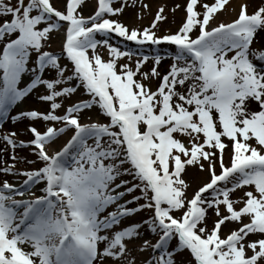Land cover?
I'll return each instance as SVG.
<instances>
[{
	"label": "snow or ice",
	"instance_id": "1",
	"mask_svg": "<svg viewBox=\"0 0 264 264\" xmlns=\"http://www.w3.org/2000/svg\"><path fill=\"white\" fill-rule=\"evenodd\" d=\"M115 2L84 16V0H0V128L29 134L0 131V264H264V0L229 22V0H186L163 35V6L129 28ZM17 149L41 166L17 168L35 163ZM189 169L208 174L191 193Z\"/></svg>",
	"mask_w": 264,
	"mask_h": 264
},
{
	"label": "rangeland",
	"instance_id": "2",
	"mask_svg": "<svg viewBox=\"0 0 264 264\" xmlns=\"http://www.w3.org/2000/svg\"><path fill=\"white\" fill-rule=\"evenodd\" d=\"M10 2L12 4H15L16 3V0H10ZM124 2L125 3V6H124V10L123 12L126 10V9H131V12H128V10H126V14H124L123 12L119 15V16H116V17H111L113 19H118L124 23H126V25H128L130 28H142L143 25H146V22H150V19L155 15L154 13L157 10H152L151 8V5L149 6V4L145 1V0H132V1H129V0H116L114 6H120V4ZM185 2L186 0H182L181 3L182 5H180L181 7L180 8H177L175 10V12H181V13H184L183 11V7L185 5ZM96 3H97V0H84V3L82 5V14L84 16H88V15H91L93 14V12L95 11V8H96ZM147 5V8L143 7V5ZM178 3H176L175 5H177ZM173 5L172 8L175 6ZM54 6H56L58 9L60 10H63V8L61 7V0H54ZM154 6V5H153ZM224 11H221V13H219V19L221 21H224V22H227V20H224ZM163 15H165V11L162 13ZM176 18V16L174 17ZM182 20V19H181ZM162 23V22H161ZM173 25H169L167 24L165 27H164V30H167L168 32H175L177 30V28L173 27L171 28ZM158 26L155 30H158ZM165 31V32H167ZM165 32H162V35L165 34ZM115 42V41H113ZM50 47L48 48V50L52 51V52H60L61 51V44H62V40H61V36L59 34H56L52 37V39L50 40ZM128 46L133 48V50H136L135 48V44L134 42H128ZM254 47H261V46H264V33H261V36L256 38V40H254ZM103 53L104 50L101 49ZM142 51L144 52V54H147L149 52H151L150 49L148 48H144L142 49ZM107 57H105L106 59ZM170 59L166 58V63L163 67L160 68L159 70V67H158V70L161 72V73H165L167 70H168V66L169 64L171 63V60L169 61ZM61 63L62 64H67L68 61L66 59H63L61 60ZM151 66V62H149L148 66L147 67H150ZM69 67H71V65L69 64ZM155 81H153V84L155 85ZM85 96L79 94V92L76 94V95H73L71 97L70 100H65L64 101V105L65 106H68L72 103H75L77 101H80L81 98H83ZM86 98V97H85ZM28 107L30 108H39L40 107V104L37 103L36 101V97L34 99V101L32 103H30L28 105ZM97 111V109H96ZM98 112V111H97ZM103 116L99 115V116H96L94 118H91V119H94V121H101V118ZM1 131L3 130H10L9 129V126L8 128L7 127H4L2 126V128H0ZM2 142V141H0ZM19 150L20 149H17V153H19ZM36 159V158H35ZM21 165V164H20ZM22 166L24 167H29L30 169L31 168H35V167H38V166H41L40 162L36 159L35 160V163H33V166L30 165L29 163H22ZM8 176L10 175H7V174H1V180L2 179H7L10 181V179H8ZM123 179H131L130 177H123ZM185 179L187 181H190L191 182V188L189 190V193H191L192 190H194L198 185H201L204 181H206L208 179V174L207 172H199L197 171L196 169H189L188 171V174L187 176L185 177ZM234 197H241L243 195V192L240 191V190H237L236 193L233 194ZM237 207H239V205H237ZM222 211V214H223V208L221 209ZM146 214H141L140 216H144ZM216 219L214 213L211 212V210L209 211V226H211V221ZM239 225H236V224H229L228 225V228H235V227H238ZM228 229L225 228V232L227 231ZM224 232V229L222 230V234Z\"/></svg>",
	"mask_w": 264,
	"mask_h": 264
},
{
	"label": "bare ground",
	"instance_id": "3",
	"mask_svg": "<svg viewBox=\"0 0 264 264\" xmlns=\"http://www.w3.org/2000/svg\"><path fill=\"white\" fill-rule=\"evenodd\" d=\"M148 4H149V6L151 5V8H152V10H157L159 7H161V6H163V8H164V11H165V16H166V19H164V20H162V21H159V23H157V25H158V30H156L157 31V34L158 35H161L162 34V32H165V31H167V30H164V27L167 25V24H169V25H173L171 28H173V27H175V28H178L180 25H181V22H182V20H183V18H184V13H181V12H175V11H172L171 9H172V6L173 5H175L176 3H178L179 5H182V3H181V1L182 0H145ZM242 2V0H229V4L231 5V8L228 10V11H224L223 13H224V15H225V17H224V20H227V21H230L231 19H233L234 18V16H235V14H236V12L239 10V4ZM243 2H247V3H249L250 4V7H249V11L251 12L252 11V7H251V5H254V4H259L260 3V0H243ZM154 5V6H153ZM228 6L226 5V8H227ZM126 10H128V12H131V10H132V8L131 9H126ZM125 10V11H126ZM123 12L124 14H126V12ZM176 16V18H174ZM153 17L150 19L151 21L149 22H146V25H143L144 27H147V26H149L150 25V23L153 21ZM182 19V20H181ZM162 22V23H161ZM126 24V23H125ZM162 26H164V27H162ZM168 32V31H167ZM261 36V33H258V36H257V38L258 37H260ZM164 50H166V49H168V48H170L169 46H167V45H162L161 46ZM105 57H107V55H106V53H105ZM166 58L165 59H163L162 61H161V64H160V67H159V70H160V68L161 67H163L164 65H165V63H166ZM170 61V60H169ZM23 86H25V85H23ZM34 99H35V96H31L30 98H25V100L24 101H22V103H23V105H22V108L23 109H29L28 108V105L30 104V103H32L33 101H34ZM83 99H85V98H82V100ZM16 113V110L14 109V108H12V111L10 112V115L11 114H15ZM82 116H89V117H91V118H94V117H96V116H99V114H98V112L96 111V109L95 108H93L91 111H84V112H82V114H81ZM103 118V117H102ZM101 118V119H102ZM92 120H94V119H92ZM3 124H5V126L8 128V126H9V129H11V130H13V131H18V133H19V137L20 138H23V139H27L28 138V133L27 132H25L24 131V129H23V126L22 125H20V124H18V123H13V122H10V121H5ZM1 131V130H0ZM0 147H3V142H0ZM53 149V148H52ZM31 151H29L28 149H25V150H23V149H20L19 150V153H18V155H20L21 157H26L28 160H32V161H34L35 162V155L34 156H32L31 154ZM3 159L5 160V161H7L8 160V154L7 153H4V155H3ZM226 159H227V157H226ZM10 162V161H9ZM30 165H32V167H33V163L32 164H30ZM17 168H27V169H30L29 167H24V166H22V164L20 165V164H17ZM11 178L10 179H14L12 176H10ZM0 180H1V174H0ZM236 193V192H235ZM140 216V215H139ZM139 216L137 217L138 219H139ZM150 238V237H149ZM136 257H137V259L138 260H140V261H142L143 259H145L146 257H147V253H144V252H139V251H137V252H135V253H133Z\"/></svg>",
	"mask_w": 264,
	"mask_h": 264
}]
</instances>
